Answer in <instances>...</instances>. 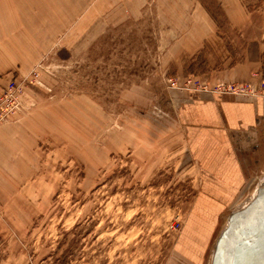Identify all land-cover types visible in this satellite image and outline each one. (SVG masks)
Wrapping results in <instances>:
<instances>
[{
    "label": "rangeland",
    "instance_id": "obj_1",
    "mask_svg": "<svg viewBox=\"0 0 264 264\" xmlns=\"http://www.w3.org/2000/svg\"><path fill=\"white\" fill-rule=\"evenodd\" d=\"M186 1L214 22L232 64L245 53L260 62L261 79L210 80L202 53L181 57L206 18ZM230 1L232 11L222 0H127L92 42L8 81L17 89L16 111L0 122V264H210L228 216L263 181L264 161L240 156L243 185L219 197L226 188L203 180L170 98L264 101V0Z\"/></svg>",
    "mask_w": 264,
    "mask_h": 264
},
{
    "label": "crops",
    "instance_id": "obj_2",
    "mask_svg": "<svg viewBox=\"0 0 264 264\" xmlns=\"http://www.w3.org/2000/svg\"><path fill=\"white\" fill-rule=\"evenodd\" d=\"M126 4L127 0H0V91L10 79L28 72L43 56L71 50V43L92 42L98 30L114 24L118 10L124 14ZM222 4L226 11L235 9L230 0H222ZM183 9L204 12L194 1L189 4L186 1ZM234 20L238 24L239 18ZM190 21L199 25L198 20ZM200 26L197 30L200 34L187 44V54L181 57L193 58L202 53L210 80L254 83L261 79L260 62L248 61L247 53L242 54L244 61L230 62L226 44L209 16L203 18ZM262 30L256 41L259 59L264 55V20ZM170 102L177 109L180 126L185 129L188 151L205 174L203 180L209 185L215 182L214 186L225 187V193L219 197L230 200L235 192L233 188L241 187L244 182L240 156L258 164L264 161V151L259 152L264 147V101L177 92Z\"/></svg>",
    "mask_w": 264,
    "mask_h": 264
},
{
    "label": "water",
    "instance_id": "obj_3",
    "mask_svg": "<svg viewBox=\"0 0 264 264\" xmlns=\"http://www.w3.org/2000/svg\"><path fill=\"white\" fill-rule=\"evenodd\" d=\"M210 264H264V179L251 200L228 216Z\"/></svg>",
    "mask_w": 264,
    "mask_h": 264
},
{
    "label": "built area",
    "instance_id": "obj_4",
    "mask_svg": "<svg viewBox=\"0 0 264 264\" xmlns=\"http://www.w3.org/2000/svg\"><path fill=\"white\" fill-rule=\"evenodd\" d=\"M231 84H235V83H229L228 85L225 86H230ZM3 89H4L3 93L0 95V122L4 117L7 118L11 113L16 111V110L12 111V109H16V107H13L12 104L10 103L11 97L15 96V90L17 89L16 83L10 81Z\"/></svg>",
    "mask_w": 264,
    "mask_h": 264
},
{
    "label": "bare ground",
    "instance_id": "obj_5",
    "mask_svg": "<svg viewBox=\"0 0 264 264\" xmlns=\"http://www.w3.org/2000/svg\"><path fill=\"white\" fill-rule=\"evenodd\" d=\"M220 234V233H219Z\"/></svg>",
    "mask_w": 264,
    "mask_h": 264
}]
</instances>
